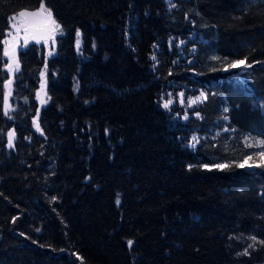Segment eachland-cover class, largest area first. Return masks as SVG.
<instances>
[{"label": "trees", "instance_id": "trees-1", "mask_svg": "<svg viewBox=\"0 0 264 264\" xmlns=\"http://www.w3.org/2000/svg\"><path fill=\"white\" fill-rule=\"evenodd\" d=\"M41 2L56 52L10 74L9 17ZM0 29V264H264V0H0Z\"/></svg>", "mask_w": 264, "mask_h": 264}, {"label": "snow or ice", "instance_id": "snow-or-ice-1", "mask_svg": "<svg viewBox=\"0 0 264 264\" xmlns=\"http://www.w3.org/2000/svg\"><path fill=\"white\" fill-rule=\"evenodd\" d=\"M175 4H170L169 7H175ZM19 17L22 18L19 22V24H11V29H15V34H12L11 29L9 30L8 33V38H6L3 41L4 44V50H3V55L5 57L8 58V60L5 63V68L7 69V72L9 73H15V72H19L20 70V61L18 58V47L19 48H23L26 47L29 44L30 40H34L36 43H40L41 41H43L44 44H48L49 41L52 42V44H55V37L57 35V33H59L60 35H63L64 30L62 28V26L56 21V19L54 18V14L52 12V10L50 8L45 7L44 3L41 2L40 4V8L37 11H33V12H29V11H20L19 12ZM12 18H9V20H11ZM21 29H23L24 32V36H23V44L21 45V37H20V32ZM0 35H4V31L2 29H0ZM76 48L77 51L79 52L81 49V43H82V33L80 32L79 29L76 30ZM181 44L184 43V41L180 42ZM93 47H95V45L93 44ZM48 55H52V52L49 51ZM153 60L156 59L155 55H153L152 57ZM212 59H219L218 57H213ZM247 59V58H245ZM239 62H231L228 64L229 68H235L238 66ZM251 65L245 64V67H250ZM47 67V64H45V68ZM41 84H40V90L36 93L37 95V99L40 100L41 105L46 104L47 103V99H45L44 97L47 95V93L45 92V86L46 83L43 79V77L45 76V72L41 71ZM11 84L12 81L9 80L7 81L5 87L8 88V92L5 93L4 95V115L5 116H9V118L11 119V116L9 115V109H10V105L8 103V97L11 95ZM77 87H78V82H77ZM41 93H43V95H41ZM169 95V99L165 100L162 107L164 109L167 110H171V105L173 103V100L171 98V93L168 94ZM180 96V102L181 104L184 103V93H179ZM202 98H206L205 97V93L201 92L200 96L198 97H189L187 99V104L189 106L196 104L198 102H202ZM27 100V98H25ZM48 99H50V97H48ZM225 112L228 111L227 108L224 109ZM197 116H199V112L196 113ZM39 110L36 111V115L33 117L32 120V124L33 126L36 128L37 131L41 132V134H43V130L40 127L39 124ZM185 119L188 118L187 113H185L184 116ZM225 120L228 119L227 116L224 117ZM107 131V130H106ZM8 136V146L10 148L14 147V140H15V130L9 131L7 133ZM26 139H30L27 138ZM196 143H198V139L196 137H193V143H192V147L195 148ZM255 146H259L261 148H264V140H259L256 142V145H253L251 143L248 142V137H245V147L251 148V147H255ZM245 160L247 161H253L256 159L260 160L259 164H249V167H264V152H256L254 155L251 156H245L244 157ZM203 167L207 168L208 165H202ZM239 167L243 168L245 167V164L241 163L238 165ZM192 166L189 165V168H191ZM216 167L218 168H225V167H229V165H216ZM57 199V197L53 196L51 197L52 201H55ZM117 204L120 203L119 200V196H117ZM17 217H13L12 221L13 223L16 222ZM36 232H39L40 229L37 228L35 229ZM20 235H24V233H20ZM249 239H251L253 241L252 244H249L243 251L242 254L244 255H248L249 253V249L250 248H255V243H256V237L255 236H251L249 237ZM129 247H131V245L133 244L132 240L127 241ZM260 244H264V240L259 241ZM43 247V245H42ZM50 247V245H49ZM241 253H238V255H240ZM82 260V258H80Z\"/></svg>", "mask_w": 264, "mask_h": 264}, {"label": "rangeland", "instance_id": "rangeland-1", "mask_svg": "<svg viewBox=\"0 0 264 264\" xmlns=\"http://www.w3.org/2000/svg\"><path fill=\"white\" fill-rule=\"evenodd\" d=\"M39 8H40V7H39ZM39 8L36 9V10H22V11L33 12V11H37V10H39ZM9 18H12V19L9 20V28H8L7 31H6V35H5L4 39H3V41H4L6 38H8V33H9V30L11 29V24H19L20 20L22 19V18L19 17V12L16 13V14L11 15ZM11 31H12V34H15V29H11ZM59 35H60V34L57 33V35H56V37H55V44H54V45L52 44L51 41H49L48 44H44L43 41H41L40 43H36L34 40H30L28 45H30V44L43 45V46L45 47L46 59H48V58H50L51 56H53V55L55 54V52H56V38H57ZM23 36H24V32H23V29H21V32H20L21 45L23 44ZM3 45H4V44H3ZM28 45H27V46H28ZM27 46H26V47H27ZM4 47H5V46H4ZM26 47L21 48V50L25 49ZM75 47H76V41H75ZM49 51L52 52V55H48ZM238 62H239V63H238V66L235 67V69H238L239 71H242V70L245 68V63H244L243 61H238ZM232 69H234V68H232ZM43 72H45V69L43 70ZM43 79H44V81H45V83H46V78H45V76L43 77ZM39 90H40V87L38 88L37 92H38ZM45 92H46V86H45ZM41 95H43V93H41ZM44 98L47 99V95H46ZM36 101H37V103H38L39 110H40L45 104L41 105L40 100L37 99V95H36ZM33 128L36 129L34 126H33ZM247 168H251V167L247 166Z\"/></svg>", "mask_w": 264, "mask_h": 264}, {"label": "water", "instance_id": "water-1", "mask_svg": "<svg viewBox=\"0 0 264 264\" xmlns=\"http://www.w3.org/2000/svg\"><path fill=\"white\" fill-rule=\"evenodd\" d=\"M20 51H21V49L18 47V50H17V53H18V58H19ZM5 58H6V60H8V58H7V57H5ZM6 71H7V69H6ZM10 80L12 81V79H10Z\"/></svg>", "mask_w": 264, "mask_h": 264}, {"label": "bare ground", "instance_id": "bare-ground-1", "mask_svg": "<svg viewBox=\"0 0 264 264\" xmlns=\"http://www.w3.org/2000/svg\"><path fill=\"white\" fill-rule=\"evenodd\" d=\"M237 62H238V61H237ZM243 62H244V61H243ZM244 63H245V62H244ZM246 68H247V67H245L244 69H246ZM244 69H243V70H244ZM243 70H242V71H243Z\"/></svg>", "mask_w": 264, "mask_h": 264}]
</instances>
